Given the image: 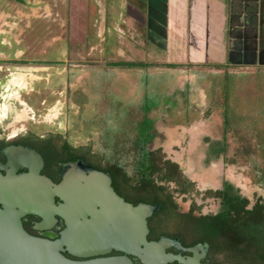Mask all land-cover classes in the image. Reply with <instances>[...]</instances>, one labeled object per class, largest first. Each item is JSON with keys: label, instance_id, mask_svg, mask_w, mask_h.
Wrapping results in <instances>:
<instances>
[{"label": "rangeland", "instance_id": "374dc122", "mask_svg": "<svg viewBox=\"0 0 264 264\" xmlns=\"http://www.w3.org/2000/svg\"><path fill=\"white\" fill-rule=\"evenodd\" d=\"M151 1L24 0L20 4L0 0V125L11 134H58L75 147L92 144L98 151L97 130L91 137L70 132V116L79 114L70 93L83 91L90 101L85 112L96 111L95 75L108 71L109 62L143 59L149 68L156 66L152 71L171 80V91L184 89L190 83V102L198 110V119L189 125L169 126L163 121L156 125L159 135L153 148H162L183 175L195 183L194 192L186 198L176 192L175 184L169 185L181 209L186 210L185 201L191 198L202 204L203 214L218 212L219 201L209 199L202 203L201 197L205 191L221 189L225 182L252 202L264 201V188L253 182L252 160L242 164L228 162L239 142L223 133L220 109L212 104L210 81L199 84L201 75L191 69L166 67L182 65V56L175 54L170 44L182 43L179 48H186L190 35L179 38V26L168 16L165 19L162 15L156 23L146 22L148 10L154 8ZM166 3L167 0L163 7L168 9ZM102 10L106 13V28L100 36ZM220 41L226 47L228 40L222 37ZM127 45L132 51L127 50ZM221 51L208 55L206 62L225 64L232 73L255 72L252 67L233 66L239 58L231 55L227 47ZM209 70L216 75L223 72ZM140 71L114 70L112 91L127 99L136 97L141 90L137 82ZM204 72L209 73L206 69ZM245 88L243 92L250 86Z\"/></svg>", "mask_w": 264, "mask_h": 264}, {"label": "trees", "instance_id": "16d2710c", "mask_svg": "<svg viewBox=\"0 0 264 264\" xmlns=\"http://www.w3.org/2000/svg\"><path fill=\"white\" fill-rule=\"evenodd\" d=\"M7 1L22 3V0ZM106 67L108 71L95 75L97 81L93 88L98 97L93 100V106L96 111L85 112L90 101L83 91L70 93L79 110L77 116H70V132L79 131L85 137H91L97 130L99 140L96 143L100 149L95 151L92 144L75 147L63 140L60 148L63 155L69 161L89 163L108 173L112 187L119 194L130 189L131 183L138 177L142 184L139 203L158 206L160 209L157 212L163 214L166 221L182 223V232L188 233L194 241L207 242L215 261H221L218 257L221 255L222 263L264 264L262 199L248 209L249 200L225 182L221 190L204 193V197L220 201L218 214L190 217V220L178 215L179 205L169 185L175 184L176 192L184 195L194 192L195 183L183 175L178 164L168 159L162 148H153V145L159 135L156 128L158 122L178 126L189 125L198 119V110L190 102L191 86L186 84L184 89L171 91V80L166 75L152 77L146 74L139 80L140 97L125 100L110 87L113 71L146 70L148 65L119 60L109 62ZM166 67L191 69L194 74L201 75L199 84L210 81L212 104L220 109L223 133L239 142L228 162L242 164L252 160L253 182L264 188V67L257 68L254 73H232L224 65L169 64ZM205 69L209 73H202ZM209 69L223 72L216 75ZM247 85L249 90L243 92Z\"/></svg>", "mask_w": 264, "mask_h": 264}, {"label": "water", "instance_id": "95a60500", "mask_svg": "<svg viewBox=\"0 0 264 264\" xmlns=\"http://www.w3.org/2000/svg\"><path fill=\"white\" fill-rule=\"evenodd\" d=\"M19 150L22 156H37ZM84 169L70 171L60 184L34 170L22 175L14 170L2 178L0 264H134L130 257L143 264H198L197 255L185 258L166 253L172 243L167 238L148 241L147 219L159 211L158 206H133L115 192L108 174ZM10 179L17 182L13 194ZM57 197L63 204L55 203ZM27 215L41 219L40 230L50 229L56 217L65 220V229L54 240L31 236L22 226ZM112 252L122 255L109 256Z\"/></svg>", "mask_w": 264, "mask_h": 264}, {"label": "flooded vegetation", "instance_id": "af4514ba", "mask_svg": "<svg viewBox=\"0 0 264 264\" xmlns=\"http://www.w3.org/2000/svg\"><path fill=\"white\" fill-rule=\"evenodd\" d=\"M62 144L63 137H60L58 134L37 135L28 132L25 135L16 133L11 134L7 133L6 130H4L3 127L0 125V191L2 190L1 188L4 184V180L2 178L6 177L8 175V172L14 170L16 175L30 173L31 170L39 171V174L41 176L49 179L54 184H60L64 180L65 175L70 171L74 172L77 170H85L84 168H92L94 170L105 172L101 169H98L97 167H94V165H91L89 163H84L81 161H69L67 157H65L61 152L60 148ZM19 148L22 150H29L31 152H34L37 156H22ZM9 182L12 186L11 193L13 194L16 192L17 182L15 181V179H10ZM141 187L142 184L140 182V179H138L137 177L135 181L131 183V188L123 191V194H119L116 191L115 192L120 197H122L127 203L136 206L139 204V189ZM237 190L235 191L240 196L245 197L240 193V191ZM188 195L191 196L192 194L188 193L182 196L186 198ZM201 198V200H203L202 203L209 199L217 200L213 197H206L205 199H203L204 193L202 194ZM247 199L250 202L248 209H252L256 201L252 202L249 198ZM185 202L188 203L187 208L186 210H182L181 206L176 200V203L179 205L178 215H184V217L188 220H190V217H200L202 215H216L219 213L221 208L219 201L218 212L212 214H203L202 204L198 202L196 203V200L191 198L186 199ZM55 203L57 205H61L63 204V200L57 197L55 198ZM40 222L41 219L33 215H27L22 218V226L24 230L34 237L54 240L56 238H59L60 233L65 229V220L60 217H56V222L50 229L47 230H40L37 228ZM147 224L149 229V234L147 237L148 241H158L161 238H167L171 240L172 243L165 249V252L168 254L181 255L185 258L194 257L195 255H197L199 257L198 264H228L226 262L222 263L223 257L221 255L218 256L221 261H215L214 256L211 253V246L207 242L194 241L188 233H185V231L182 232V230H184L182 223H174L173 221H171L170 223V220H165L163 214L155 212L151 217L147 219ZM195 247H198L196 253L192 250ZM64 255L67 258L76 260L75 258L69 256L66 253H64ZM120 255L122 254L112 252L109 256ZM130 259L134 264H143V262L138 258L130 257ZM165 264L178 263L168 262Z\"/></svg>", "mask_w": 264, "mask_h": 264}, {"label": "crops", "instance_id": "0c3cea01", "mask_svg": "<svg viewBox=\"0 0 264 264\" xmlns=\"http://www.w3.org/2000/svg\"><path fill=\"white\" fill-rule=\"evenodd\" d=\"M151 2L154 8H150L151 11L148 10L146 22L156 23L162 15L168 16L179 26V35H181L179 38L190 35L189 45L187 43L186 48H179L182 43L181 45L177 42L170 44L175 54L182 56L180 58L184 62L180 64L215 66L218 62H206L208 55H216L217 51L222 52L221 50L227 47L231 55L235 54L239 58L233 66L252 67L255 70L264 67V0H167L168 9L163 7L166 6L165 0ZM21 4H24V0ZM102 11L100 36L104 35L106 28V13ZM222 37L225 41L228 40L226 47L220 41ZM126 48L131 49L128 45ZM137 54L140 55L139 52ZM141 62L144 63V60L142 59ZM149 67L150 65L146 70L141 69L140 79L146 74L152 77L160 76L157 71H152L156 69V66ZM139 80L137 82L140 83ZM187 84L190 85V83ZM140 95L141 90L134 98L120 97L125 100H134Z\"/></svg>", "mask_w": 264, "mask_h": 264}]
</instances>
